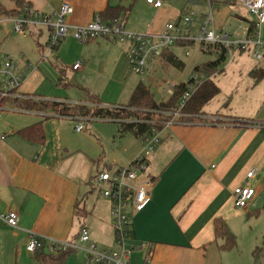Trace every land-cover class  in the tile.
<instances>
[{
  "label": "crops",
  "instance_id": "obj_1",
  "mask_svg": "<svg viewBox=\"0 0 264 264\" xmlns=\"http://www.w3.org/2000/svg\"><path fill=\"white\" fill-rule=\"evenodd\" d=\"M0 1L8 8L15 5L12 0ZM24 1L49 13L56 11L62 2L72 5L73 12L67 17L70 29L57 50L58 64L65 66V60L75 63L80 54L83 58V53L93 57L92 52L95 56L101 49H117L118 40L109 37L82 43L74 37L73 27L90 22L108 5H124V0ZM162 1L160 7H154L143 0L145 9L138 22L130 24L128 15L127 27L136 32L158 33L167 22L182 15L189 0ZM239 2L242 4L241 0H197L192 8L199 16L212 11L215 29L238 40L248 35L251 21L237 13L234 6ZM238 28L242 31L238 32ZM33 32L16 33L11 22L2 23L0 28V51L11 54L21 69L30 61L20 47V40L31 36L36 41L37 32ZM260 33L264 36V18ZM46 38L44 32L40 39L45 43ZM75 48L79 53L74 52ZM40 54L39 49L35 53L36 65L26 70L19 92L86 103L88 95L82 86L73 88L68 77L64 84H58L59 70L50 66L43 56L39 58ZM231 57L232 53L227 58ZM15 58L21 62L16 63ZM118 59L119 66L127 63L123 48L119 49ZM68 68L76 72L84 67L83 63L77 70L69 66L66 74ZM246 68L249 80L244 86L232 89V103L222 104L213 111L204 109V116L213 115L215 119L174 120L156 131L159 141L147 167V174L153 179L151 201L144 209L130 213L131 230L126 242L135 247L131 264H145V250L139 247L142 241L154 243L152 264H264V77L256 81L250 75L252 69L264 68V64ZM123 81L122 85L126 86L127 80ZM139 81L142 80L135 79L129 84V94ZM102 121L113 123V134H102L96 128L94 132L77 131L80 122L77 117H59L11 106L2 110L0 264H40L35 252L26 249L31 235L71 239L77 236L82 224L89 227L99 247L117 249L111 203L100 195L95 176L134 160L143 149L144 140L131 133L121 134L114 121ZM37 122L44 129L42 144L19 131ZM95 138L103 142V150ZM87 140L99 149L87 146ZM253 168H257V174L248 182L256 189L255 197L248 207H236L233 190L247 182V172ZM76 208L81 212H76ZM11 211L19 214L16 228L1 217ZM216 219H223L234 233L233 247H222L224 238L215 234ZM65 264L88 263L81 252H73Z\"/></svg>",
  "mask_w": 264,
  "mask_h": 264
},
{
  "label": "built area",
  "instance_id": "obj_2",
  "mask_svg": "<svg viewBox=\"0 0 264 264\" xmlns=\"http://www.w3.org/2000/svg\"><path fill=\"white\" fill-rule=\"evenodd\" d=\"M154 7H160L162 0H147ZM197 0H189L182 15L177 20L167 22L158 33L136 32L127 29L125 18L120 15L109 22L102 21L98 16L86 24L73 27V35L80 42H89L99 37H109L114 40L128 42L127 57L130 68L136 73L150 72L157 57H161L165 48L174 45L186 47L195 43L201 45L205 52H213L217 57L223 52L226 58L231 56L234 50L253 51L256 58L261 59L264 52V36L260 33V26L264 18V0H241L243 6L254 22L255 30L252 34L242 39L234 40L228 33L219 32L214 27L212 11L197 14L192 5ZM73 12L69 2H62L54 12H44L29 4H23L18 15L0 14V28L2 23L11 22L16 33L27 35L32 30L43 28L47 31L45 50L43 58L56 52L60 43L66 38L70 25L67 17ZM199 16V17H198ZM216 57V58H217ZM19 68L12 59L11 54L0 51V89L3 95L28 96L19 92L22 80L26 76V70ZM82 62L72 64V70H77ZM208 76L203 70H198L186 81V91L182 95L175 115H180L181 109L192 94L197 90L199 84ZM176 84L169 80H160L157 87L168 95L175 91ZM0 108V118L2 116ZM213 120L214 116H204ZM76 125V130L85 128L82 120ZM88 122V121H87ZM170 123V122H169ZM159 141L158 133L152 132L144 139V146L134 160L125 166L114 170H102L95 176L96 186L101 196L111 203L112 225L114 229L117 249L107 250L99 247L92 239L89 227L86 224L80 226L75 238L58 239L31 235L26 244L29 252L45 249L55 253L60 250L71 249L81 252L88 264H131L130 257L135 247L129 246L126 239L131 230L130 213L134 210L144 209L151 201V190L153 179L147 174L149 156L155 144ZM257 174V168L247 172V182L238 185L233 190L234 205L246 208L255 197L256 189L249 184V180ZM3 220L10 226L18 227L19 214L16 211L1 215ZM145 250V264H152L154 255V243L142 241L139 244Z\"/></svg>",
  "mask_w": 264,
  "mask_h": 264
},
{
  "label": "trees",
  "instance_id": "obj_3",
  "mask_svg": "<svg viewBox=\"0 0 264 264\" xmlns=\"http://www.w3.org/2000/svg\"><path fill=\"white\" fill-rule=\"evenodd\" d=\"M12 1L15 3L12 8L6 7L0 1V14L18 15L23 4L31 5L24 0ZM129 12L130 8L127 6L121 4L115 6L108 5L104 10L100 11L97 16L102 21L109 22L120 15L127 18ZM254 30L255 25L251 20L248 34H252ZM36 32L37 45L43 53L45 50V43L42 42L40 38L44 35V32L47 31L40 28L34 30L33 33L35 34ZM224 51L225 49H223V52H221L217 58L195 66V71L203 70L208 78L203 79L199 84L197 90L180 110L182 113L180 115H175V111L178 109L179 101L186 91V82L177 84L174 93L169 95L167 100L156 101L154 94L147 84L143 81H139L131 93L129 102L119 105H104L99 96L96 93L90 92L86 87H82L88 95L86 103L67 102L64 100L28 94H26L28 96L3 95L0 89V108L4 109L5 107L11 106L23 110L51 113L59 117H83L86 118L88 122L93 119L111 120L118 124L121 134L131 133L144 140L147 136H150L152 132L160 130L170 121L207 120L203 117L205 113L204 107L220 92V87L215 83L212 76L221 70V63L226 59ZM161 58L164 65H173L179 69L184 67V62L181 61L170 48H165L163 50ZM57 69L60 74L57 83L60 85L64 84V81L67 80L66 67L57 64ZM250 75L258 81L264 77V68H254L250 71ZM19 131L28 139L35 140L40 144L44 142V129L41 122H37ZM77 210L79 213L81 212L78 208H76V212ZM215 234L217 237L224 238L222 247L230 248L235 245V235L223 219L215 220ZM73 252L75 251L67 249L51 253L45 249H38L35 251V255L40 261V264H65L68 256Z\"/></svg>",
  "mask_w": 264,
  "mask_h": 264
},
{
  "label": "rangeland",
  "instance_id": "obj_4",
  "mask_svg": "<svg viewBox=\"0 0 264 264\" xmlns=\"http://www.w3.org/2000/svg\"><path fill=\"white\" fill-rule=\"evenodd\" d=\"M124 1V5L129 7L131 11L128 22L135 25L138 22V17L141 16V13L145 9V5L142 3L143 0H139V2L136 0ZM234 7L237 13L251 19V16L240 2ZM127 29L129 28L127 27ZM241 31L242 28H238V32ZM13 35L14 34L12 33L11 36ZM62 42L60 45H62ZM20 43H22L20 44V47H22V49L27 53L26 57L30 61L29 63L32 65V68L35 67V61L37 60L35 53H38L39 50L37 42L33 37L28 36L22 37ZM115 46V49L117 48L116 50L106 51V49H101V53L98 52L95 56V53L92 52L93 57H91V54L87 55V53H83L84 56L81 58L80 54L76 59L77 61L83 63L84 68L79 69V71L76 72L70 71L71 69L68 68L69 71L67 77L73 82V88H80V86L86 87L90 92L96 93L103 103L109 102V104L113 103L112 105H117L119 103L127 104L131 97V94H129L128 91L129 84L135 79H140L150 88L156 101L167 100L169 95L157 87L158 81L169 80L173 81L176 85L186 82L192 75L196 73V65L202 64L217 57V55L213 52L203 51L199 43L190 45L188 52H186V47L174 45L172 47L173 52L184 62V67L182 69L169 64L164 65L162 58L157 57L149 73H136L130 70V62L127 57L129 43L117 41ZM120 48L125 50L127 63L124 62L123 65L120 64L119 66L118 52ZM74 52L79 53L78 48H75ZM39 58H42L41 54ZM14 61L16 63L21 62L20 59L18 60L16 58ZM45 61L49 62L48 64L50 66L56 68L57 64L59 63L57 51L51 53L48 58H45ZM73 63L74 61L69 62L65 60L64 65L67 68L69 66L71 67ZM255 64H264V53L263 58L259 60L254 56L253 51H245L241 53L239 50H235L232 52V57L226 58L221 63V70L212 76L213 80L220 87V92L207 105H205L204 109L207 111H213L219 108L222 104L227 105L228 103H232V93L234 91L232 89L235 87L244 86L247 83L249 76L246 72V67L253 66ZM125 79L127 80L128 84L123 86V80ZM118 89L120 90V95L118 94L119 96L117 95V91H119ZM81 122L85 126L83 132H94L96 128L100 130L102 134H113V132H111L113 123L111 122L102 121L101 119H93L89 122L82 120ZM74 123L75 122L73 121V124ZM95 139L96 143H98L100 148L103 150V142L99 143L98 138ZM86 145L96 150L99 149L97 145L93 144L89 140L86 141ZM81 254L83 255V253Z\"/></svg>",
  "mask_w": 264,
  "mask_h": 264
}]
</instances>
